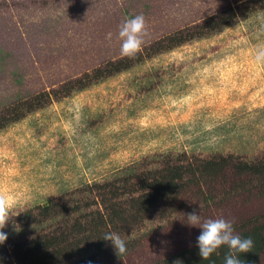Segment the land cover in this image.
Listing matches in <instances>:
<instances>
[{
  "label": "rangeland",
  "instance_id": "obj_1",
  "mask_svg": "<svg viewBox=\"0 0 264 264\" xmlns=\"http://www.w3.org/2000/svg\"><path fill=\"white\" fill-rule=\"evenodd\" d=\"M261 4L0 0V117L16 118L0 129V195L10 201L0 252L84 227L105 211L100 195L114 189L113 202L133 215L128 204L150 190L140 189L142 175L199 160L234 162L215 177L186 173L176 194L136 211L129 228L103 230L125 239L121 258L105 240L99 253L83 246L63 264L88 257L92 264H156L197 244L201 229L181 220L194 210L203 220H232L235 233L248 220L264 222V193L233 165L264 164V63L254 58L264 46ZM229 10L234 18L225 26H202ZM140 13L147 31L127 58L119 26ZM179 32L193 37L167 47ZM126 58L128 68L91 77ZM44 206H55L45 220Z\"/></svg>",
  "mask_w": 264,
  "mask_h": 264
},
{
  "label": "trees",
  "instance_id": "obj_2",
  "mask_svg": "<svg viewBox=\"0 0 264 264\" xmlns=\"http://www.w3.org/2000/svg\"><path fill=\"white\" fill-rule=\"evenodd\" d=\"M260 3H262L261 6L264 5V0H260ZM227 15V17L224 16V14L211 17V19L208 20V23L202 26L206 27V30H214L223 27L234 18L233 10H229ZM178 36L179 38H176V36L171 37L168 40L169 45L167 47H170L171 44L172 46H178L193 37L192 34H183V32H179ZM161 44L162 43H159L158 46H162ZM127 58L115 62L114 64L111 62L108 63L103 71L97 70V72L93 73L94 75L91 77L97 79L103 74L120 72L128 68L129 62L127 60L129 59ZM86 76V79L89 81V76ZM38 99L40 100L39 97ZM36 100L37 99H35V101ZM35 101L33 103H35ZM26 106L29 105L21 104L19 110ZM11 113H13V111ZM12 119L15 120V116H12L10 120L0 117V129L8 122L12 121ZM229 160L233 161L232 159ZM229 160H223L224 162L214 159L199 160L195 166L192 165V163L186 164L185 166H183V164L170 166L162 172L154 173L152 178H149L148 175H142L141 178H143V180L140 189L146 191V188H150V190L147 194H142L133 198L135 205L132 202L131 204H128L130 209L135 207L133 215L132 211L131 215L127 214V207L124 204L113 202L115 199L114 197H116L113 191L116 189L113 191L111 190L108 193L109 196L100 195L102 207L105 211H97L93 213L92 218L84 224V227H82L80 223H76L72 228L68 229L69 232L67 231L66 235L62 233L61 235H45L34 238L29 240L27 245H22L17 249H13L12 247L11 253H8L7 249H3V252H0V264H13V260L10 259L12 255L16 258V264H63L70 260L74 255L80 254L83 246L88 248V250L91 248L95 249L99 253L106 243V241L102 239L104 234L102 233L103 230H107L108 228H115L119 231L126 230L129 228V220L130 222L132 220L131 216L135 219L138 215H136V211L144 214L146 210L151 208V205L154 202H158L159 199H166L171 195L176 194L182 181L186 178V173L195 176L196 173L200 172V178L202 176L207 178L215 177L218 176V171H221ZM235 162L236 163L233 165H235L238 173L249 174L250 178L253 177L254 181L258 183L259 188H261V194L264 193V164H250L240 161ZM54 210L55 206H44L40 208L42 219L45 220L49 218L51 214L55 212ZM255 219L240 224L238 228L239 231L236 233L241 237H251L254 241L253 247L250 251L239 254V258L243 261V264H257L264 249V222H258L257 218ZM227 252V246H221L217 253L212 254L209 259L204 260L199 255V250L196 244L194 247L176 255H171L156 264H224V256ZM117 258L121 257L117 256ZM92 259L94 258L88 257L85 258V260L79 259L76 264H87L89 261L92 262Z\"/></svg>",
  "mask_w": 264,
  "mask_h": 264
},
{
  "label": "clouds",
  "instance_id": "obj_3",
  "mask_svg": "<svg viewBox=\"0 0 264 264\" xmlns=\"http://www.w3.org/2000/svg\"><path fill=\"white\" fill-rule=\"evenodd\" d=\"M146 31L143 13L126 17L120 24L118 32L121 40L120 54L127 57L135 56L141 49ZM111 36L112 33H108L106 38L111 39ZM254 58L258 64L264 63V46L256 49ZM9 206V199L0 195V245H3L8 238V233L3 229L10 218L7 211ZM182 216V222L201 229L197 237V247L202 259H209L221 246H227L228 252L224 256V264H243L239 254L250 251L254 241L251 237H241L236 234L232 220L223 217L203 220L195 210ZM102 239L111 243L117 256L122 257L127 253L126 241L119 233L105 232ZM88 264L92 262L89 261Z\"/></svg>",
  "mask_w": 264,
  "mask_h": 264
}]
</instances>
